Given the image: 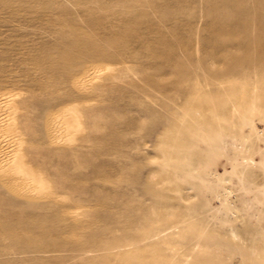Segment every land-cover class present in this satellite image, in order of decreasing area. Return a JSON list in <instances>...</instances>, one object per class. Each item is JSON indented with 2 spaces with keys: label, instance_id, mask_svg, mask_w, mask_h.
<instances>
[{
  "label": "rangeland",
  "instance_id": "374dc122",
  "mask_svg": "<svg viewBox=\"0 0 264 264\" xmlns=\"http://www.w3.org/2000/svg\"><path fill=\"white\" fill-rule=\"evenodd\" d=\"M0 99V264H264V0H0Z\"/></svg>",
  "mask_w": 264,
  "mask_h": 264
},
{
  "label": "bare ground",
  "instance_id": "6f19581e",
  "mask_svg": "<svg viewBox=\"0 0 264 264\" xmlns=\"http://www.w3.org/2000/svg\"><path fill=\"white\" fill-rule=\"evenodd\" d=\"M1 100V99H0ZM4 100V99H3ZM7 100V98H6ZM9 100V98H8ZM11 100V99H10ZM2 102V101H0ZM4 103V102H3ZM6 105H7V102H5ZM9 103V101H8ZM5 105V104H3ZM3 105H0V108H4L6 106L3 107ZM9 105V104H8ZM8 109L11 110V108H9L8 106ZM8 110V111H9ZM4 111H6L4 109ZM11 113V112H9ZM3 114V112H2ZM0 113V124L3 123V121L5 120V117L7 116H4V114L2 115ZM9 115V114H8ZM11 117V116H10ZM10 119V118H8ZM7 121V120H6ZM9 121V120H8ZM7 121V122H8ZM5 124V123H4ZM7 124V123H6ZM8 126V125H7ZM7 128V127H6ZM1 129V128H0ZM66 130V129H65ZM7 131V130H6ZM9 132V131H8ZM8 132H1L0 131V163H3V162H6V161H10V157H11V153H12V150H13V147H15V145L17 144L16 143V140L14 139V137L11 135V131L8 133ZM18 145V144H17ZM13 154V153H12ZM15 157V156H14Z\"/></svg>",
  "mask_w": 264,
  "mask_h": 264
}]
</instances>
